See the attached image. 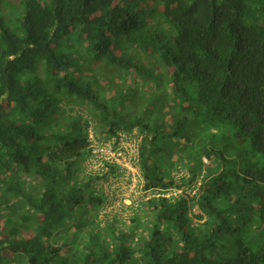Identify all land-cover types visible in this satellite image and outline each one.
Segmentation results:
<instances>
[{
  "label": "trees",
  "instance_id": "trees-1",
  "mask_svg": "<svg viewBox=\"0 0 264 264\" xmlns=\"http://www.w3.org/2000/svg\"><path fill=\"white\" fill-rule=\"evenodd\" d=\"M133 129L101 223L72 160ZM0 264H264V0H0Z\"/></svg>",
  "mask_w": 264,
  "mask_h": 264
},
{
  "label": "built area",
  "instance_id": "built-area-1",
  "mask_svg": "<svg viewBox=\"0 0 264 264\" xmlns=\"http://www.w3.org/2000/svg\"><path fill=\"white\" fill-rule=\"evenodd\" d=\"M140 138L141 136L138 135L135 129H133L131 131H120L116 136H112L103 141H98L94 138L92 131H89V153L85 160L86 170L98 175L107 173L108 176L107 178L101 177L98 186L117 187V185L113 183V179H121L123 178L122 176H124L127 179L135 178L138 184L142 182L143 187L138 163V142L140 141ZM113 165L118 171L117 175L113 174L111 171ZM104 192L108 194L109 202L106 204V208H101L99 212L103 210V213H105L106 209L120 211L124 206L121 195L118 193H115L114 195V192L109 194V192L105 190ZM178 192H180V190L169 192L166 195L169 196L172 193L176 194ZM144 193L146 194V199L153 195H159L152 193L149 190H144ZM117 200V204H114V201ZM129 204L131 205V201H129Z\"/></svg>",
  "mask_w": 264,
  "mask_h": 264
},
{
  "label": "rangeland",
  "instance_id": "rangeland-1",
  "mask_svg": "<svg viewBox=\"0 0 264 264\" xmlns=\"http://www.w3.org/2000/svg\"><path fill=\"white\" fill-rule=\"evenodd\" d=\"M89 128H90V130H92L91 126ZM84 160H85V156H79V157H76L72 160L73 167L77 171H79V174L81 176L85 174L84 168H85L86 164H85ZM122 177L123 178H121V179H113V183L116 184L117 187H103V188L105 191H108L109 194L111 192H114V195H115V193H118L123 198L122 202H123L125 207L123 206L120 209L119 215H122L123 220H124V223H122V224H124V226H126L128 224V221H130V218L132 217L134 211H137V213H140L141 215L147 217V213H144L143 210H139V211H138V209L136 210V207H138L139 203L146 200V196H145L146 194L144 193V189L142 187V182H140L138 184L135 178L127 179L124 176H122ZM132 199L134 200V202ZM129 201H131V205L129 204ZM117 202H118V200L114 201V204H117ZM94 206H95V208H94L95 213H97L99 211L100 207L101 208L103 207V206L99 207V205H97V203ZM113 208H115V207H113ZM118 208H120V207H118ZM109 211H113V210L106 209V212H109ZM103 212H104L103 210L101 212H99V215L96 217V219L99 220L101 223L104 222L103 214L106 213V212L105 213H103ZM109 215H112V214L110 213ZM83 216H85V219H84L85 223L88 222L90 224V221L93 220L92 214L90 212L84 213ZM122 224H119V225L122 226ZM63 249L66 250V248H63ZM6 255L10 258L11 252L7 250ZM21 263H22V261H21Z\"/></svg>",
  "mask_w": 264,
  "mask_h": 264
}]
</instances>
